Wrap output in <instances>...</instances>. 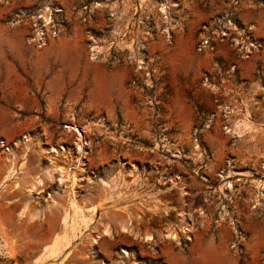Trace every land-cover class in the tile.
I'll list each match as a JSON object with an SVG mask.
<instances>
[{
  "label": "rangeland",
  "instance_id": "374dc122",
  "mask_svg": "<svg viewBox=\"0 0 264 264\" xmlns=\"http://www.w3.org/2000/svg\"><path fill=\"white\" fill-rule=\"evenodd\" d=\"M0 264H264V0H0Z\"/></svg>",
  "mask_w": 264,
  "mask_h": 264
},
{
  "label": "bare ground",
  "instance_id": "6f19581e",
  "mask_svg": "<svg viewBox=\"0 0 264 264\" xmlns=\"http://www.w3.org/2000/svg\"><path fill=\"white\" fill-rule=\"evenodd\" d=\"M235 128L237 129V130H242V131H246L247 130V125L246 124H240V123H236L235 124ZM4 153H10V150L9 149H6L5 148V152ZM92 210V209H91ZM67 217V216H66ZM66 222V221H65ZM63 238L64 239H61V240H65V237L63 236ZM67 240V239H66ZM57 241H58V238H56V244H57ZM60 241V240H59ZM57 247V246H56ZM55 247V248H56ZM53 251H55L54 249H53Z\"/></svg>",
  "mask_w": 264,
  "mask_h": 264
}]
</instances>
